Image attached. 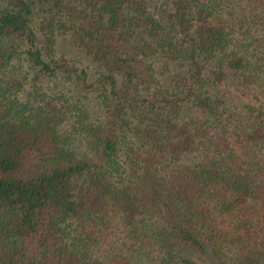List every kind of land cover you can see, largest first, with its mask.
<instances>
[{
    "label": "trees",
    "instance_id": "obj_1",
    "mask_svg": "<svg viewBox=\"0 0 264 264\" xmlns=\"http://www.w3.org/2000/svg\"><path fill=\"white\" fill-rule=\"evenodd\" d=\"M0 264H264V0H0Z\"/></svg>",
    "mask_w": 264,
    "mask_h": 264
}]
</instances>
